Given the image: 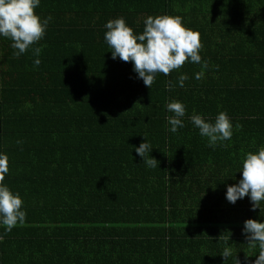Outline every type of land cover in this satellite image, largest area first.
I'll list each match as a JSON object with an SVG mask.
<instances>
[{
  "label": "trees",
  "instance_id": "obj_1",
  "mask_svg": "<svg viewBox=\"0 0 264 264\" xmlns=\"http://www.w3.org/2000/svg\"><path fill=\"white\" fill-rule=\"evenodd\" d=\"M34 11L52 17L32 46L42 48L38 67L31 49L16 56L0 37V152L27 213L23 226L0 227V264H224L225 241V264L255 261L242 228L264 222V201L252 211L247 196L231 204L225 192L244 154L264 146V0H41ZM158 15L200 33L201 79L186 62L148 88L131 62L112 59L108 20L123 17L138 34ZM172 100L186 105L175 134ZM220 111L233 135L213 150L189 117L214 122ZM142 135L157 168L134 151Z\"/></svg>",
  "mask_w": 264,
  "mask_h": 264
},
{
  "label": "clouds",
  "instance_id": "obj_2",
  "mask_svg": "<svg viewBox=\"0 0 264 264\" xmlns=\"http://www.w3.org/2000/svg\"><path fill=\"white\" fill-rule=\"evenodd\" d=\"M40 3L41 0H0V37L12 41L10 46L16 50V56H21L31 49L35 57L33 64L36 67L41 64L39 57L42 48L32 46L44 38L52 20L51 16L41 19L35 13L34 10ZM143 24V32L137 34L123 17L110 19L105 23L104 41L111 49L112 59L119 58L123 62H131L137 78L148 88L156 82L157 74L168 76L171 72L181 69L186 62L199 64L201 71L195 73L194 78L199 80L203 77L208 62L202 60L200 55L203 45L199 32L187 28L180 16H147ZM187 79V75L180 74L176 83L183 87ZM173 87L172 82L168 81L167 88L171 90ZM165 107L167 112L172 113L166 117V130L175 134L185 127L183 118L186 115V105L179 100H172ZM189 120L198 129V134L206 138L207 146L213 150L232 138L233 124L226 111H220L214 122L195 113ZM142 137L143 141L134 151L148 168H157L159 161L150 156L152 145L146 136ZM9 171V158L7 154L0 152V227H3L5 232H11L18 225L23 226L27 217L20 194L13 192L5 183ZM239 172L241 178L226 187V200L235 204L237 200L247 196L251 210L260 209V204L264 201V146L256 152L244 154ZM242 235L252 248H259V254L252 264H264V222L245 220ZM220 255L224 258V264L232 256L228 241H225ZM236 264L240 262L236 260Z\"/></svg>",
  "mask_w": 264,
  "mask_h": 264
},
{
  "label": "crops",
  "instance_id": "obj_3",
  "mask_svg": "<svg viewBox=\"0 0 264 264\" xmlns=\"http://www.w3.org/2000/svg\"><path fill=\"white\" fill-rule=\"evenodd\" d=\"M205 28H206V30L208 29V27L207 26H205ZM206 36H209V35H203L202 37L203 38H205ZM213 36V35H212ZM212 38V42H213V44H214V42H216L217 40H218V38H214V41H213V37H211ZM221 51V50H220ZM246 51V50H245ZM247 52L248 51H246V52H243V54L242 55H240L239 57H237L236 58V60H241L242 58H245L247 55ZM251 57H252V55H251ZM257 57H261V59H264V50H262L260 53H259V55L257 56ZM210 72H212V71H210ZM228 75V74H227ZM244 203H250V200H249V198L247 199V200H245L244 201ZM246 239V238H245ZM245 242H248L247 240H245ZM248 244L247 243H245V246H247ZM239 248H240V245L238 246ZM237 247V248H238ZM243 248V247H242ZM249 248H252L250 245H249ZM248 250H247V248L246 247H244V252L246 253ZM244 263L245 264H252V261L251 260H244Z\"/></svg>",
  "mask_w": 264,
  "mask_h": 264
}]
</instances>
